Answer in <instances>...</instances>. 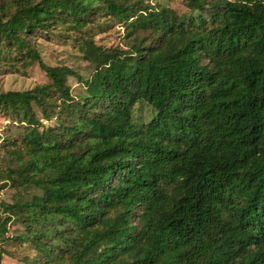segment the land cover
<instances>
[{
	"label": "trees",
	"instance_id": "16d2710c",
	"mask_svg": "<svg viewBox=\"0 0 264 264\" xmlns=\"http://www.w3.org/2000/svg\"><path fill=\"white\" fill-rule=\"evenodd\" d=\"M146 1L0 2V63L47 78L0 92V243L17 217L36 264H264V0ZM99 16L125 49L85 34ZM61 31L93 69L80 95L37 49Z\"/></svg>",
	"mask_w": 264,
	"mask_h": 264
},
{
	"label": "rangeland",
	"instance_id": "374dc122",
	"mask_svg": "<svg viewBox=\"0 0 264 264\" xmlns=\"http://www.w3.org/2000/svg\"><path fill=\"white\" fill-rule=\"evenodd\" d=\"M10 1V0H0ZM187 0H147L146 3L152 6H164L173 10L178 16L183 17L190 14L186 7ZM101 22L91 24L87 32L97 46L104 48L119 47L126 48L124 29L119 23L110 19L100 17ZM80 33L57 32L49 33L36 39L37 49L42 61L48 66H66L71 68L78 78L69 77L68 85L72 95H80L84 92L80 79L90 80L93 75V69L85 61L76 48V39ZM47 83L44 72L37 63L21 69H12L0 63V92L29 90L33 87ZM138 114V111L136 112ZM142 117L146 118L149 109L143 106L140 110ZM15 130L10 128V124L5 117L0 115V136L13 135ZM15 167V164L0 151V169L6 167ZM17 190L7 186L0 191V203L13 204L17 200ZM8 217L0 208V219ZM31 223L22 222L19 218L13 217V220L7 225L4 237H9V242L0 243L2 250V264H36L38 253L32 250L28 244L21 243L18 239L24 237L32 231Z\"/></svg>",
	"mask_w": 264,
	"mask_h": 264
}]
</instances>
